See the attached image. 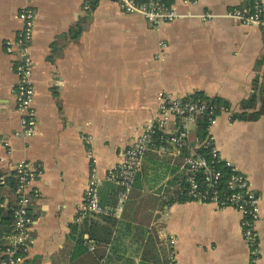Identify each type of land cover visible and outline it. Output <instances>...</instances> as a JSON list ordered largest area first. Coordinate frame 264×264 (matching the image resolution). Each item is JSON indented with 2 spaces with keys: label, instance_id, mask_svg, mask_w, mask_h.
<instances>
[{
  "label": "crops",
  "instance_id": "obj_1",
  "mask_svg": "<svg viewBox=\"0 0 264 264\" xmlns=\"http://www.w3.org/2000/svg\"><path fill=\"white\" fill-rule=\"evenodd\" d=\"M198 1L178 3L182 14L194 16L158 30L114 0H0V139L9 142L0 146V169L10 176L28 161L41 172L25 264H170L169 237L177 241L175 264H250L238 211L165 202L183 176L177 153L147 154L120 219L89 215L77 222L91 172L88 147L98 160L101 204L115 206L120 189L108 172L157 118L164 91L199 93L227 106L213 142L262 199L257 229L264 264V32L226 17L255 0ZM25 8L37 12L32 59L39 130L30 138L16 106L17 57L5 48L22 30L18 15ZM207 12L217 19L200 18ZM161 42L169 47L164 63L156 61ZM193 145L202 150L196 134Z\"/></svg>",
  "mask_w": 264,
  "mask_h": 264
},
{
  "label": "built area",
  "instance_id": "obj_2",
  "mask_svg": "<svg viewBox=\"0 0 264 264\" xmlns=\"http://www.w3.org/2000/svg\"><path fill=\"white\" fill-rule=\"evenodd\" d=\"M127 14L141 15L155 29L172 24L193 14H182L178 3L188 7H195L198 0H114ZM90 9V5H87ZM226 17L235 20L246 27L258 28L264 32V1L255 0L249 7H236L226 13ZM204 21H213L217 16L207 12L200 16ZM18 19L22 22V30L15 40L5 43L6 52L17 57L16 73L19 85L16 91L17 111L21 116L22 134L28 138L37 135L39 123L37 111L34 106L36 88L33 82L34 67L32 59V46L37 25V12L31 8L23 9ZM168 45L160 43L156 61L164 63L167 58ZM159 99V115L134 141L126 151L122 162L109 170L107 180L117 185L120 189L118 202L115 206H102L100 188L102 180L98 174V160L91 147H88V157L91 162L90 178L87 182L85 204L77 218L79 222L83 217L93 215L112 216L120 219L125 206L129 201L142 170L143 163L149 152L160 155L183 156L181 179L170 186L173 194L164 196L169 205L182 199L197 202L202 205H215L219 209L231 208L241 215V229L244 240L250 253V264H260L261 245L257 225L262 220V199L251 190L249 178L239 172L237 167L225 161L213 142L212 130L217 123L220 114L228 112L224 106H218L200 95L190 93L173 96L167 92H161ZM205 119L207 125V139L200 143V148L209 150V155H203L196 151L193 145V137L196 134L199 123ZM175 123V129L170 130L171 123ZM89 144V139L83 137ZM0 146L9 148V142L0 139ZM8 151L7 155H10ZM5 158L0 157V165ZM15 175L19 179L16 194L20 197L14 207L15 222L13 232L7 238L4 259L0 264H25L26 253L31 241V232L35 224L32 214V206L41 200V192L35 184L41 176V172L28 161L19 162L15 168ZM0 189L13 190L7 184V175H0ZM0 191V205L4 197H9ZM171 247L170 264H175L177 241L169 237ZM91 250L95 246H90ZM100 264H105L101 261Z\"/></svg>",
  "mask_w": 264,
  "mask_h": 264
},
{
  "label": "trees",
  "instance_id": "obj_3",
  "mask_svg": "<svg viewBox=\"0 0 264 264\" xmlns=\"http://www.w3.org/2000/svg\"><path fill=\"white\" fill-rule=\"evenodd\" d=\"M252 102H253V99H252ZM218 106H224L227 108V106L223 104H218ZM207 125L208 123L206 122L205 119L201 120L199 123V127L196 132V138L199 141V143H203L207 139V136H208V133L206 131ZM199 153L203 155H209L208 150H205V148H202V150H200ZM1 174H5V173L0 169V175ZM5 175H8V174H5ZM7 184L13 190V193L11 197L6 196L3 199L2 204L7 202L8 203L7 208L2 207L0 205V262L2 261V259H4L3 254L6 249L7 238L13 232V225L15 222V215H14L13 209L14 207H16L20 199V197L16 194V190L19 184V179L15 175V173H12L10 176H7ZM102 216H105V215H102ZM105 217L115 219L112 216H105ZM81 244L83 245V241H80V245Z\"/></svg>",
  "mask_w": 264,
  "mask_h": 264
},
{
  "label": "water",
  "instance_id": "obj_4",
  "mask_svg": "<svg viewBox=\"0 0 264 264\" xmlns=\"http://www.w3.org/2000/svg\"><path fill=\"white\" fill-rule=\"evenodd\" d=\"M0 191H2V190L0 189ZM2 192H4L6 195H8V192H10V191L3 190Z\"/></svg>",
  "mask_w": 264,
  "mask_h": 264
}]
</instances>
